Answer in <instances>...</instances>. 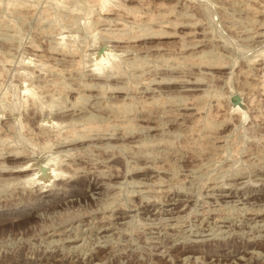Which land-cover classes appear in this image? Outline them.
I'll return each instance as SVG.
<instances>
[{
	"label": "rangeland",
	"instance_id": "374dc122",
	"mask_svg": "<svg viewBox=\"0 0 264 264\" xmlns=\"http://www.w3.org/2000/svg\"><path fill=\"white\" fill-rule=\"evenodd\" d=\"M95 1L0 0V264H264V0Z\"/></svg>",
	"mask_w": 264,
	"mask_h": 264
},
{
	"label": "bare ground",
	"instance_id": "6f19581e",
	"mask_svg": "<svg viewBox=\"0 0 264 264\" xmlns=\"http://www.w3.org/2000/svg\"><path fill=\"white\" fill-rule=\"evenodd\" d=\"M98 2V0L97 1H95V2H93V3H97ZM100 3L102 2L103 3V5L104 4H106L107 3V1L106 0H100L99 1ZM110 2H111V0H110ZM99 3V5L100 6H102V4H100ZM112 3V2H111ZM98 4V3H97ZM110 4V3H109ZM111 5V4H110ZM110 5H108L107 4V6L106 5H104V8H106V7H109ZM106 6V7H105ZM103 8V7H102ZM160 36V35H159ZM161 37V36H160ZM159 37V38H160ZM109 57H111V55L109 54V53H106V54H104V56L102 57V59L96 64V68H95V70H94V72H96V73H98V74H101V73H104V71L108 68L107 67V65L110 63V61H109ZM110 66H114V65H111L110 64ZM110 66H109V68H110ZM115 68L117 67L116 65L114 66ZM113 67V68H114ZM114 68V69H115ZM111 69V68H110ZM111 70H113V69H111ZM100 72V73H99ZM117 73V72H116ZM199 81V80H198ZM234 95H236V94H234ZM233 96V95H232ZM231 96V97H232ZM243 102H244V99H243ZM186 108V107H185ZM232 110H235V112H236V114H238V116H240L241 117V115H239V114H241V112H242V110H241V108L240 107H232ZM241 111V112H240ZM227 112V111H226ZM233 112V111H232ZM235 112L233 113V114H235ZM233 116V115H232ZM226 117V116H225ZM242 117L243 118H245V115L242 113ZM230 119V118H229ZM193 121V120H192ZM92 125V124H91ZM87 127H89V125L87 126ZM83 131V130H82ZM75 134V133H74ZM73 135V134H72ZM89 137V136H88ZM88 137H86V138H88ZM111 139V138H110ZM76 140V139H75ZM220 141V140H219ZM76 142H78V141H76ZM72 143V142H71ZM71 145V144H70ZM27 153V152H26ZM30 154V153H29ZM23 158V157H22ZM21 159V157L19 156V155H17V154H15V155H12V156H10L7 160L9 161V160H20ZM27 159V158H26ZM30 161L31 160H27V162L26 163H23V164H16V165H14V166H11V170H5L4 172H3V174H6V175H10V176H12V175H19V174H22V176H20V177H18V179L16 178V180L17 181H21L22 183L25 181V179L26 178H30L31 176H35V173H36V175H38V180H39V182H40V184L38 185V186H40V187H38L39 189H37L38 190V192L39 191H41L43 188H45V187H43V183L46 185V187H48L49 186V184L50 183H54L55 184V182L57 181V179H58V177H57V175H55L54 174V172H52L51 171V169H50V166L48 165V164H44L43 166H41V167H39V169H34V170H31V169H29L28 168V166H30ZM54 166H55V164H53ZM4 166V165H3ZM59 166V165H58ZM53 167V166H52ZM18 168H23V170H25L26 172H23V171H21L22 169H18ZM39 170V171H38ZM56 170H58V169H56ZM60 171V170H59ZM43 172V173H42ZM63 172V171H62ZM42 173V175H40ZM64 178V177H63ZM22 183H19V184H22ZM18 184V183H17ZM28 184V183H27ZM53 186H55V185H53ZM56 187V186H55ZM25 188V187H24ZM50 189L52 188L53 189V187H49ZM16 189V188H15ZM49 191V190H48ZM51 191V190H50ZM45 192V191H44ZM33 193V192H32ZM22 194V193H21ZM39 194H41V192L39 193ZM52 199V198H51ZM40 208H42V205L40 204H37L36 206H34V210H39ZM173 211V210H172ZM20 212V211H19ZM27 212V211H26ZM26 212H21V213H18V214H16L15 213V215H20V214H25ZM259 213V212H258ZM253 216V215H252Z\"/></svg>",
	"mask_w": 264,
	"mask_h": 264
},
{
	"label": "water",
	"instance_id": "95a60500",
	"mask_svg": "<svg viewBox=\"0 0 264 264\" xmlns=\"http://www.w3.org/2000/svg\"><path fill=\"white\" fill-rule=\"evenodd\" d=\"M105 50H106V49H102V50L100 51V59H99V61L102 59V57L104 56V54H106V53H105ZM231 103H232L233 107H234V106H235V107L238 106V107L241 108L242 111L244 110V105H243L242 99H241V97H240L239 95H234V96L232 97V99H231Z\"/></svg>",
	"mask_w": 264,
	"mask_h": 264
}]
</instances>
